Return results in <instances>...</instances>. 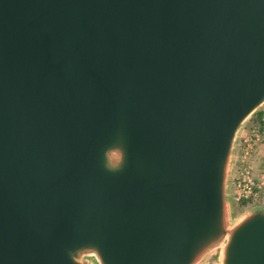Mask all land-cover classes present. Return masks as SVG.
Segmentation results:
<instances>
[{
	"label": "water",
	"instance_id": "water-1",
	"mask_svg": "<svg viewBox=\"0 0 264 264\" xmlns=\"http://www.w3.org/2000/svg\"><path fill=\"white\" fill-rule=\"evenodd\" d=\"M263 108L264 0H0V264H264Z\"/></svg>",
	"mask_w": 264,
	"mask_h": 264
},
{
	"label": "built area",
	"instance_id": "built-area-1",
	"mask_svg": "<svg viewBox=\"0 0 264 264\" xmlns=\"http://www.w3.org/2000/svg\"><path fill=\"white\" fill-rule=\"evenodd\" d=\"M261 122L264 125V117ZM262 146L264 127L262 130L250 128L240 133L232 175V200L237 206L264 204V173L255 174L251 156Z\"/></svg>",
	"mask_w": 264,
	"mask_h": 264
},
{
	"label": "rangeland",
	"instance_id": "rangeland-1",
	"mask_svg": "<svg viewBox=\"0 0 264 264\" xmlns=\"http://www.w3.org/2000/svg\"><path fill=\"white\" fill-rule=\"evenodd\" d=\"M260 111H264V108L262 110H260ZM253 117L254 116H252V118ZM251 119L246 123V125L243 128V130L247 131L248 129H250L249 126L251 125L250 124L251 123ZM236 154H237V150H236ZM251 156H252V159L254 160V164H253L254 172L255 173H264V146L258 147V149H256L255 152L251 154ZM234 168H235V166H234ZM256 205H260V203L254 204V205H248V206L247 205L237 206V205L233 204L235 217H238L245 210H247L250 207L256 206ZM209 264H216V262L212 261Z\"/></svg>",
	"mask_w": 264,
	"mask_h": 264
},
{
	"label": "clouds",
	"instance_id": "clouds-1",
	"mask_svg": "<svg viewBox=\"0 0 264 264\" xmlns=\"http://www.w3.org/2000/svg\"><path fill=\"white\" fill-rule=\"evenodd\" d=\"M116 139L122 144L125 143L123 136L120 134H117ZM106 161L107 162L104 165L106 171L111 173L123 171V169L126 167V151L124 152L123 158L117 165H113L111 157H106Z\"/></svg>",
	"mask_w": 264,
	"mask_h": 264
},
{
	"label": "trees",
	"instance_id": "trees-1",
	"mask_svg": "<svg viewBox=\"0 0 264 264\" xmlns=\"http://www.w3.org/2000/svg\"><path fill=\"white\" fill-rule=\"evenodd\" d=\"M264 117V111H259L254 115V117L251 119V125L249 128H255L257 130H262L264 125L261 122V119Z\"/></svg>",
	"mask_w": 264,
	"mask_h": 264
},
{
	"label": "crops",
	"instance_id": "crops-1",
	"mask_svg": "<svg viewBox=\"0 0 264 264\" xmlns=\"http://www.w3.org/2000/svg\"><path fill=\"white\" fill-rule=\"evenodd\" d=\"M256 175L260 174V173H255Z\"/></svg>",
	"mask_w": 264,
	"mask_h": 264
}]
</instances>
